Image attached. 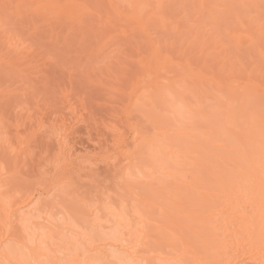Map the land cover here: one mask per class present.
<instances>
[{"label":"rangeland","instance_id":"374dc122","mask_svg":"<svg viewBox=\"0 0 264 264\" xmlns=\"http://www.w3.org/2000/svg\"><path fill=\"white\" fill-rule=\"evenodd\" d=\"M29 1L0 0V180L7 181L2 191L10 192L9 199L15 190L18 198L55 181L67 185L70 178L71 184L58 199L52 193L54 188L48 198L38 195L35 204L39 209L13 231L23 233L19 230L40 226L52 231L65 218L63 221L77 226L85 237L83 241L74 238L73 252L88 251L94 240L111 245L107 262L97 256L96 264H209L212 249L201 238L205 224L201 215L207 210H188V192L163 190L161 184L169 178L155 174L143 157L142 140L157 128L128 105L138 74L133 61L136 40L118 35L112 20L105 24L107 9L102 0H80L89 9L81 24L61 21L47 25L16 7ZM194 6L189 0L172 1L169 16L178 22L179 31L165 39L187 41L193 33L188 31L190 27L204 25L206 17L197 16ZM221 24L227 20L222 19ZM151 33L162 38L154 29ZM168 51L173 57L189 58L191 64L201 62L192 46L175 43ZM229 53L237 55L232 50ZM208 65L216 69L214 63L208 61ZM144 105L134 108L146 111ZM147 110L163 113L156 105ZM59 138L67 147L64 155L56 152ZM129 160L134 165L128 169ZM165 165L173 167L169 160ZM87 213L96 220L95 227L84 223ZM4 224L7 226L0 228L7 231L9 226ZM25 236L5 244L14 264H35L32 255L44 247L45 239L39 238L36 248L29 244L32 235ZM247 250L241 248L239 253L244 254H239V260L253 264Z\"/></svg>","mask_w":264,"mask_h":264},{"label":"bare ground","instance_id":"6f19581e","mask_svg":"<svg viewBox=\"0 0 264 264\" xmlns=\"http://www.w3.org/2000/svg\"><path fill=\"white\" fill-rule=\"evenodd\" d=\"M102 1L107 9L105 24L112 20L118 35L136 40L133 61L138 65V74L134 79L136 86L128 95V105L157 128L151 137L142 140L143 157L151 163L155 174L169 178L161 184L162 189L188 192V210H207L201 215L205 220L201 238L212 249L209 264H242L239 254L244 253L239 252L247 247L252 263L264 264V0H189L195 4L196 15L205 16L206 20L204 25L188 29L193 33L187 41L165 39L179 31L178 22L169 16L173 0ZM16 7L24 8L42 25L61 21L81 24L89 12L80 0H31ZM222 19L227 24H221ZM210 25L216 26L217 31ZM151 29L162 38H155ZM175 43L179 47L192 46L201 62L191 64L181 54L173 57L168 50ZM231 50L237 55H230ZM208 61L216 69L209 67ZM140 102L148 108L161 107L164 114L148 112V108L144 111ZM139 105L142 107L136 109ZM175 123L179 125L177 129L173 128ZM62 140L59 138L55 145L58 155L67 150ZM167 160L173 167H166ZM133 161L127 162L128 169ZM89 165L85 164L86 168ZM67 180V185L55 181L45 189L34 188L18 198L15 190L10 200V192L2 191L7 181L0 180V227L7 223L10 228H0V264L15 263L5 244L14 238L21 241L29 233V244L36 248L39 240L45 239L44 247L32 255L35 264H96L97 256L107 262V248L111 245L105 240H94L90 254L73 252L74 238L83 241L85 237L78 233L77 226L63 221L65 218L52 231L39 222L30 223L40 228L19 230L25 218L39 209L35 204L38 197H50L54 188L52 193L58 199L59 193H65L71 184L70 178ZM16 207L18 210L12 211ZM89 213L84 223L95 227L96 220ZM14 228L23 233L14 232Z\"/></svg>","mask_w":264,"mask_h":264}]
</instances>
